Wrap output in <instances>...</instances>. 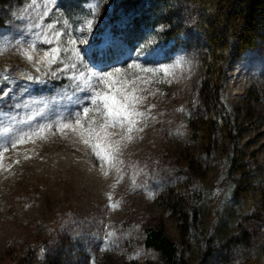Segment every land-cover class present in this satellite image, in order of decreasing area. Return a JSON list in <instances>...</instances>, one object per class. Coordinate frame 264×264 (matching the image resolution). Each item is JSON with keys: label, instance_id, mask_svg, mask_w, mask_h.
<instances>
[{"label": "rangeland", "instance_id": "374dc122", "mask_svg": "<svg viewBox=\"0 0 264 264\" xmlns=\"http://www.w3.org/2000/svg\"><path fill=\"white\" fill-rule=\"evenodd\" d=\"M132 1L0 0V129L9 111L67 101L62 127L96 139L0 148V264H170L147 226L180 246L176 264H264V45L205 82L207 50L177 10ZM136 84L139 112L122 93Z\"/></svg>", "mask_w": 264, "mask_h": 264}, {"label": "trees", "instance_id": "16d2710c", "mask_svg": "<svg viewBox=\"0 0 264 264\" xmlns=\"http://www.w3.org/2000/svg\"><path fill=\"white\" fill-rule=\"evenodd\" d=\"M156 1L157 4L163 3L176 9L178 14L175 24L184 28L186 33L193 34L198 43H201L200 46L207 50L205 82H209L215 72L231 70L247 48L264 45V0ZM132 2L131 8L135 9L140 0ZM212 98L213 96L208 95L204 103L208 108L206 121L212 118V112L216 108ZM204 133L200 136L202 142ZM190 209L193 219L189 224L197 229L199 209L195 204ZM144 231V246L147 249L161 253L170 264L181 260L180 246L168 238L162 228L147 226ZM54 248L56 246L52 249Z\"/></svg>", "mask_w": 264, "mask_h": 264}, {"label": "bare ground", "instance_id": "6f19581e", "mask_svg": "<svg viewBox=\"0 0 264 264\" xmlns=\"http://www.w3.org/2000/svg\"><path fill=\"white\" fill-rule=\"evenodd\" d=\"M127 86V90L122 92L123 96L131 99L134 110L133 112H139L142 108V103L145 101L136 99L139 98V88H141V86H137V84L134 86ZM61 102L62 104L59 103L58 105L53 106L52 102L42 105L33 101L31 102L32 104L29 102L31 105L26 106L19 111L7 112L5 116H3V125L2 129H0V148L10 143L22 144L36 140L46 143H64L66 146H70L72 144H89L90 146V144L96 141V139L92 137L90 132L85 131L84 125L81 122H73L70 125L62 127L63 122L61 121L66 122L75 117L76 114L69 109V107L71 108V106H74L73 103L67 101ZM83 102L84 104H90L92 101H90V98H86ZM111 122L114 123L117 121L111 120ZM119 123L124 125L125 129L123 130L129 132L130 137L135 136L129 125H126L123 121H120ZM56 125L59 132L53 134L51 130L54 129ZM83 150L85 151L86 149Z\"/></svg>", "mask_w": 264, "mask_h": 264}, {"label": "snow or ice", "instance_id": "6c2138e0", "mask_svg": "<svg viewBox=\"0 0 264 264\" xmlns=\"http://www.w3.org/2000/svg\"><path fill=\"white\" fill-rule=\"evenodd\" d=\"M93 11L95 12V9H93ZM92 27H93L92 20H88L87 21V30H91ZM57 35H59V34L57 33ZM86 37H87V31H84L82 33V36L80 37V39L81 40H84ZM114 42H115V39H114L113 35L111 33H109L106 36L105 41L103 42L104 48H110L114 44ZM72 43L74 44L75 41L73 40ZM97 43L98 42L95 41L94 39L89 40L88 41V47L94 48ZM52 51H53V53H55V52L58 51V49H53ZM80 51H81V49H76L75 54H76L77 60H80L82 62L83 59H84V57H82L80 55ZM93 55H95V52H93ZM29 59H31V57H29ZM115 71H119V69H116ZM94 74L97 75V76H100L101 78H104L105 79V83H108L109 86L111 87L110 78H112L113 72H97V73H94ZM28 79L31 80L32 77L29 76ZM112 100L114 102L115 101V97H112ZM88 112H89V109L88 108H85L84 109V113L87 114ZM77 123H79V121H77Z\"/></svg>", "mask_w": 264, "mask_h": 264}]
</instances>
